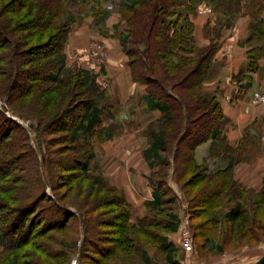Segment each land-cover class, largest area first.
Listing matches in <instances>:
<instances>
[{
    "label": "trees",
    "instance_id": "1",
    "mask_svg": "<svg viewBox=\"0 0 264 264\" xmlns=\"http://www.w3.org/2000/svg\"><path fill=\"white\" fill-rule=\"evenodd\" d=\"M209 1L214 0H94L91 8L98 29L119 15L114 35L132 77L146 86L149 109L162 113L146 132L145 156L165 173L160 179L158 172L153 175L149 209L155 217L132 221L130 204L94 166L95 146L114 136L103 125L107 106L99 107L105 91L94 73L69 68L64 53L72 27L84 19L79 0H0V98L14 114L37 121L44 161L23 124L0 109V264H72L75 259L128 264L132 255L151 264L154 251H162L167 264H182L181 249L171 238L179 232L178 196L167 181L171 166L200 248L210 245L223 253L234 242L264 243V178L260 190L235 180L234 167L248 147L230 145L220 92L207 91L217 76L212 64L221 44L212 38L199 46L193 18ZM215 1V25L221 28L250 17L242 73H260L264 0ZM205 32L210 33V23ZM257 124L264 129V118L252 127ZM250 128L244 142L251 140ZM207 142L208 157L200 164L196 150ZM216 160L227 166L213 170ZM43 164L48 181L42 178ZM76 176L92 184L84 188L83 199L72 201L61 192ZM253 264H264V255Z\"/></svg>",
    "mask_w": 264,
    "mask_h": 264
},
{
    "label": "crops",
    "instance_id": "2",
    "mask_svg": "<svg viewBox=\"0 0 264 264\" xmlns=\"http://www.w3.org/2000/svg\"><path fill=\"white\" fill-rule=\"evenodd\" d=\"M118 19L119 15L114 14L112 17V20L114 21H112V23L107 20L106 24L108 30H110L107 37H101L99 32H94L93 34V31L90 29L93 22L92 17L87 18L88 23L86 24V18L83 19L81 23L75 24L77 26L74 27V25L72 28L73 32L69 37L67 51H65V53L69 60L70 55L75 51L85 52L91 44V39L102 41L104 44L103 48L106 49V53L103 55L104 61L102 62L104 65H99L101 71L97 69V71L93 70V73H101L99 75V80L102 82H99V84H103V86L106 85L107 87H105L109 90V97H107L106 91L103 98L100 99V103L104 102V97L105 99L109 98L107 101L111 102L109 116L112 123H114L113 121L115 117H118L121 113H123V116L119 118H123L124 121L127 122H133L136 116H140L141 121L148 117H153L154 121L159 120L162 117L161 111L149 109L148 104L144 100L146 86L139 85L134 81L121 42L118 36L114 35L113 26L119 21ZM242 20H238L236 23L234 35L232 34V36L223 38V41L218 40L221 44V49L217 53L215 61L212 64V69H214V66H217V68L214 69L217 76L213 82L206 85L208 92L216 90H219L220 92L219 101L222 110L228 119V123L225 127V134L228 137L230 145L234 148L243 144L248 147L242 160L234 167L235 180H237L243 188L260 190L264 178V149L256 154L255 142H253L252 139L249 142H244L243 138L246 129L252 127L256 121H260L264 118V104L259 106L253 104L254 96L257 93H264V60L262 59L259 62V65L263 68L260 73H249L250 78L244 77L248 74L242 73V69H244L248 62V49L244 42L249 35L250 20L246 17ZM204 30L205 25L202 24L199 26L196 22L195 37L198 45V33L201 35L199 37L200 43L202 41H207L210 36H202ZM93 49L94 50L90 53L91 57L95 54V48ZM87 59H89V57H87ZM91 62L94 61L91 59L88 62L87 60L85 65L89 67L93 66ZM104 111L107 113V107ZM125 112L128 113V115L124 114ZM154 121L149 118L146 122L147 124H151ZM258 128H260L259 124L250 128V136L254 129ZM112 139L113 138L107 139L101 144L96 145L95 148L103 149V153L105 154L106 150L104 147L106 146L107 141L111 142ZM134 143L135 142L133 141L120 142V147L124 148L123 152L118 156L112 155L111 152V154L108 153L107 161L111 163L118 158L119 161L126 162L130 156V147H133ZM210 146L211 142H207L197 148L195 156L198 163L202 164L207 159ZM149 147L150 145L147 144L145 150L141 151L142 156L139 157L141 152L139 151V154V152L136 151L135 156L127 161V164H130L131 162L135 163L137 161L140 163L139 166H142V169L139 173L137 172L136 175L131 174L132 176H130L128 173H124L122 167H118L119 164L117 165V163L113 166L110 165L108 169L109 173H107L110 175L108 178L111 182L110 184L124 191H122V195L126 197L133 213H135L132 215V221L147 215L149 203L154 199L156 183L153 179V174L158 171V165L154 162V158L147 159L145 156V152ZM226 166L227 164L222 160L211 162V168L213 170L224 169ZM132 177H135L136 181H138L139 185H137V190L134 188L133 183H131L132 185L127 183L126 188L124 186H121V188L119 187V181H132ZM127 197L131 198L128 199ZM133 201H136V203ZM175 236L177 235L174 234L171 236L172 239L174 238V241H176Z\"/></svg>",
    "mask_w": 264,
    "mask_h": 264
},
{
    "label": "rangeland",
    "instance_id": "3",
    "mask_svg": "<svg viewBox=\"0 0 264 264\" xmlns=\"http://www.w3.org/2000/svg\"><path fill=\"white\" fill-rule=\"evenodd\" d=\"M241 1H243V3H244L246 0H241ZM79 3L81 4L80 10L82 12V15L84 16V19L86 18V20H85V24H86V23H88L87 22L88 17L93 18V16L91 15V8L95 5V2H94V0H79ZM208 3H207L208 5L206 3H203L198 8V13L193 18L194 21L197 22L199 26L202 24L207 25L208 23H210V33L206 34L205 30H204L203 34H202V36L210 35L209 38L207 39V41H202L200 43L199 37L201 35H200V33H198V43L201 46L208 44L210 42V40H212V38H216V39H219L220 41H223V38H225L227 36H232V34L234 35L235 30H236V25L231 27L230 29L225 28L224 26H223V28H221L220 26L215 25V22L218 18V14L214 11L216 1L215 0L209 1ZM207 9H209L210 13L207 12ZM113 15L107 19V20H109L110 23H112V21H114V20H112ZM245 17L250 20L249 16H241V17H239L238 20H242ZM238 20L236 21V23L238 22ZM115 22H116V20H115ZM93 23H94V19H93V22H92L91 27H90V29L93 31V34H94V32H99V35L101 37L102 36L107 37L108 33L110 32V30H108L107 24L104 25L102 28L98 29L97 27H95L93 25ZM117 23H115L114 26ZM76 26L77 25H75L74 27H76ZM114 26H113V28H114ZM72 32L73 31L71 30L70 35L72 34ZM100 36H95V37H100ZM95 37H93V38H95ZM67 43H66L65 48H64V53H65V51H67V45H68ZM90 43H91L90 46L87 48V50L85 52L75 51L74 53H72L70 55V59L68 60V67L69 68H74V69L75 68H81L83 70L90 71L92 73H93V70L97 71V69L101 71L99 65L101 66L103 64L102 63L104 61L103 55H105L106 49L103 48V46H104L103 42L98 40V39L97 40L91 39ZM93 48H95V49L96 48H98V49L102 48V50L101 51L99 50V52L96 53V55H94V57L93 56L91 57L90 53H91V51L94 50ZM87 57H89V59H87ZM91 59H92V61H94V62H91V64L93 66L89 67V66L85 65L86 61L88 60V62H89ZM85 67H87V68H85ZM213 68L216 69L217 66H214ZM94 74L95 75L97 74L98 78L97 77L96 78H97L98 82H102L99 80V75L101 73L100 72L99 73L94 72ZM101 85L99 87L101 88V90L105 91L104 94L107 91V97H109L110 93H109V90L106 88L107 86L106 85L103 86V84H101ZM107 100H109V98L105 99V97H104V102L100 103V107L107 105V113H106V111H104V123H103V125H105V127H107V130L112 129L114 131V136H113V139L111 140V142L107 141L106 146L104 147L106 150L105 154L103 153V149L94 148V150L96 151L94 166L101 170V174L106 179V182H108V184H110L111 182L108 179L110 177V175L107 174V173H109L108 169H109L110 165L113 166V165H115V163H117V165L119 164L118 167L121 166L122 171L124 173H128V175H130V176H132L134 174L136 175V173L137 172L139 173V171L142 169V166L141 167L139 166L140 165L139 162L136 161L135 163L131 162L130 164H127V161H129L130 158L135 156L136 151L141 152L142 150H145V147L147 144H150L149 138L146 135L147 129L150 125L147 124L146 121L149 118H150V120L154 121V118L148 117V118H145V120L141 121L140 116H136L134 121L131 120L133 122H127V121H124L123 118H119V117L123 116V113H121V115H119L118 117H115V119L113 121L115 123V125H114V123H112L111 118L109 116V108H110L111 102L107 101ZM0 109L5 111L7 116L14 118L17 121H19L20 123H22L23 126L28 130L31 143L39 155L40 162L44 163V161H43V149L40 147L39 136L37 135V132H36V128L38 126L37 121L14 114L11 109H8L4 105V100L1 98H0ZM110 110H111V108H110ZM124 114L128 115V113H126V112ZM133 119H134V117H133ZM251 139L253 142H255L256 154L259 153L262 149H264V129H262V127L258 128V129H254V131L251 134ZM123 141L135 142L134 146L130 147V152H129L130 156L128 155L129 158L127 159L126 162L119 161L117 158L115 161H112L111 163H109L107 161V154L112 153V155H115V156L120 155L123 152L124 148H121L119 143L123 142ZM140 152H139V154H140ZM140 156H142V152L139 155V157ZM120 163H123V164H120ZM158 170L159 171H156L153 175H156V173L158 172V174L156 176H158V178L160 179V177H162L165 173L161 172L164 170V169H161V167H158ZM41 173H42V178L44 175V177H45V179H47V181L50 180V173L48 172V168L44 164L41 168ZM167 173L169 174V178L167 180L168 185L171 187V189L173 190L175 195L178 196L177 212H178V217H179V232H178V234H176L177 236H175V239H176L175 243L181 249L180 253H181L182 264H253V263H256L264 255V243L260 244L257 247H244V246H240L239 243L237 244L236 242L229 244L228 246H225L226 250L223 253H220L219 251H217L215 247L212 249L210 247V245H209V247L200 248L199 244L195 243L194 252L192 254H187L186 251L184 250V248L182 247V243L180 242L181 241L180 240V233H181L180 228H182L183 225L184 226L187 225L190 228V230L192 231V233H194L193 229L191 228V214L189 212V205H188L186 198L183 196V193L181 192L180 187L178 186L177 182L173 178V167L172 166H171V169L167 171ZM155 178H157V177H155ZM131 179H132V181L131 180L130 181L129 180L128 181L127 180L119 181L120 182L119 187L121 188V186H124L126 188L127 183H130V184L133 183L134 188H136V190H137V185H139L138 181H136L135 177H132ZM70 181L71 182H69L68 185L62 189L61 193L63 195H65L66 197H68L69 200H72V201H77V200L83 199L85 197V195L87 194V190H84V188L89 187V185L92 184V182L90 180L88 181V180H85L84 178L77 177V176L70 179ZM80 189L81 190L83 189V191H81ZM47 191L50 194H52L50 188H48ZM122 191L123 190H120L121 193H122ZM123 197L126 200V197L125 196H123ZM127 198L130 199L131 197H127ZM133 202L136 203V201H133ZM133 214H135V213H133ZM148 214H149V216L153 215V217H155L154 216L155 214L152 213V211L150 209L148 210ZM153 221H154V219L152 220V222ZM153 225H155V223H153ZM154 229H156V227H154ZM160 233L165 234V232L163 230H161ZM222 241H223V239L220 240V242H222ZM124 258H126V257L124 256ZM152 259L153 260H152L151 264H167V262L165 260V254L162 251L159 253L158 252L156 253L154 251ZM127 263L128 264H143L142 259L139 258V256H137V255H132L129 258Z\"/></svg>",
    "mask_w": 264,
    "mask_h": 264
},
{
    "label": "built area",
    "instance_id": "4",
    "mask_svg": "<svg viewBox=\"0 0 264 264\" xmlns=\"http://www.w3.org/2000/svg\"><path fill=\"white\" fill-rule=\"evenodd\" d=\"M207 12L210 13L209 9H207ZM99 50L101 51L102 48L101 49L96 48L94 55H96V53H98ZM253 104L258 106L264 104V93H257L254 96ZM181 241H182V247L184 248L186 253L192 254L194 252L195 242L193 238V233L187 225L185 226L183 225V227L181 228ZM72 264H78L77 260L75 259Z\"/></svg>",
    "mask_w": 264,
    "mask_h": 264
}]
</instances>
